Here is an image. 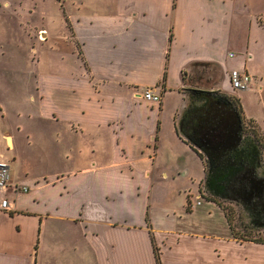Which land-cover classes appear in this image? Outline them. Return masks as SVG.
Here are the masks:
<instances>
[{"label":"crops","instance_id":"obj_1","mask_svg":"<svg viewBox=\"0 0 264 264\" xmlns=\"http://www.w3.org/2000/svg\"><path fill=\"white\" fill-rule=\"evenodd\" d=\"M73 5L58 34L37 28L31 53L52 56L34 71L19 124L0 129V161L29 186L0 192L11 201L0 207V264H157L152 237L160 264H264L260 241L157 229L148 216L151 180L167 175L156 151L166 120L192 149L175 129L183 87L235 96L264 139V0ZM196 62L215 72L196 76ZM231 69L252 86L231 88Z\"/></svg>","mask_w":264,"mask_h":264},{"label":"rangeland","instance_id":"obj_2","mask_svg":"<svg viewBox=\"0 0 264 264\" xmlns=\"http://www.w3.org/2000/svg\"><path fill=\"white\" fill-rule=\"evenodd\" d=\"M75 1L78 4L80 0ZM75 11L73 0H0V106L4 113L3 117L0 113V129H12L19 124L20 108L25 103L28 87L35 79L34 71L41 63H48L46 60L52 56L46 49L40 52L41 60L37 62L36 52L31 53L32 43L36 45L39 42L37 28L47 24L50 36L58 34L65 25L64 13ZM38 31L44 33L42 29ZM46 42L47 48L54 43L52 38ZM192 69L197 72L196 76L207 77L215 72L204 63L193 64ZM164 130L158 137L156 151H159L167 175L156 173L151 180L148 216L152 227L189 235L200 236L203 233L205 237L213 233L223 237L232 228L238 236L264 237L262 228L247 232L238 225V219L241 223L245 220L239 204L206 197L202 192L204 166L201 160L189 147L175 143L168 120L164 123ZM261 139L264 145V139Z\"/></svg>","mask_w":264,"mask_h":264},{"label":"trees","instance_id":"obj_3","mask_svg":"<svg viewBox=\"0 0 264 264\" xmlns=\"http://www.w3.org/2000/svg\"><path fill=\"white\" fill-rule=\"evenodd\" d=\"M200 63L202 62L194 64ZM182 92L183 105L175 117V129L179 137L189 144L203 162L204 180L202 192L211 200H230L231 197L227 196L224 187L226 184L232 183L234 189L236 186L237 188L234 194L232 193L231 195L236 196L238 194L242 197L244 195L243 198H245V200L240 199L245 220L244 223H241L240 219H238V225L247 232L264 229V220L262 219L258 224L253 222L251 218L257 212L249 207L248 202H245L262 197L264 193L263 189L261 193L251 194L249 197L246 195L251 185V175L264 179L262 135L250 121L246 122L243 119L240 102L235 96L219 89H207L198 86L183 87ZM225 111L234 113L240 121L237 139L230 147L223 148L217 144L210 145V142L206 140L207 135L211 133L209 131L215 126L218 114ZM257 168L262 172L259 173ZM236 200L238 199L236 198ZM262 209L264 210V206ZM229 228H231V224ZM230 230L233 235H236L232 228ZM246 239L264 243V237ZM152 241L156 262L160 264L154 237H152Z\"/></svg>","mask_w":264,"mask_h":264},{"label":"built area","instance_id":"obj_4","mask_svg":"<svg viewBox=\"0 0 264 264\" xmlns=\"http://www.w3.org/2000/svg\"><path fill=\"white\" fill-rule=\"evenodd\" d=\"M41 32H39V37L41 38ZM230 87L233 89H242L252 86V76L244 71L238 69H231L228 73ZM143 97L151 100L153 102L159 103L161 101V93H153L150 89H145L143 91ZM29 188L28 185L22 184L19 182H13L9 178V165L5 161H0V192L7 191H18V190H27ZM11 201L3 196L0 199V207L1 208H10Z\"/></svg>","mask_w":264,"mask_h":264},{"label":"water","instance_id":"obj_5","mask_svg":"<svg viewBox=\"0 0 264 264\" xmlns=\"http://www.w3.org/2000/svg\"><path fill=\"white\" fill-rule=\"evenodd\" d=\"M239 127L240 121L234 113L228 111L219 113L217 119L215 120V126H213L212 130L209 131L211 133L207 135L206 140L210 142V145L217 144L222 146L223 148L230 147L235 143L237 139V132ZM250 181V192L247 190L246 194L248 197L251 196V194L259 192L261 193L263 191V178L251 175Z\"/></svg>","mask_w":264,"mask_h":264},{"label":"flooded vegetation","instance_id":"obj_6","mask_svg":"<svg viewBox=\"0 0 264 264\" xmlns=\"http://www.w3.org/2000/svg\"><path fill=\"white\" fill-rule=\"evenodd\" d=\"M257 171H259V173H261L262 171L259 169V168H257ZM236 188H237V186L235 187V189H234V186L232 185V183L230 184V183H228V184H226V186L224 187V191H226L227 192V196H229V197H231V201H234V202H236L237 204H239V206L241 207V200L240 199H242V200H245V198H243L244 197V195H243V197L241 196V195H236V196H232L231 194L233 193L234 194V192L236 191ZM236 198L238 199V200H236ZM245 202H248L249 204L248 205H250L249 207L253 210V211H255V212H257L251 219L253 220V222H255L256 224H258V222H261V220L263 219L264 220V210L262 209L263 208V206H264V193H263V196L262 197H257V198H255V199H252V200H250V201H245ZM262 210H261V209ZM242 209V208H241ZM243 211V210H242ZM250 221V220H249Z\"/></svg>","mask_w":264,"mask_h":264}]
</instances>
